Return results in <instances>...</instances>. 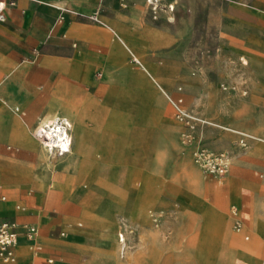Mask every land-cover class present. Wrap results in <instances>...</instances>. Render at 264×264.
Listing matches in <instances>:
<instances>
[{
	"label": "rangeland",
	"instance_id": "1",
	"mask_svg": "<svg viewBox=\"0 0 264 264\" xmlns=\"http://www.w3.org/2000/svg\"><path fill=\"white\" fill-rule=\"evenodd\" d=\"M157 2L155 10L147 0L139 3L142 21L133 22L128 31L134 33L148 23L162 31L164 45L139 49L142 58L133 52L141 64L154 68H146L153 78L128 51L126 61L130 71L137 72L138 82L116 86L108 99L97 90L107 85L103 75L113 74L101 63L94 83H81L90 68L86 74L76 72L79 82L63 73L52 82L38 64L43 53L59 55L57 47L38 46L39 56L30 59L34 63H24V81L33 80L26 86L32 100L28 107L14 103L7 109L14 112L18 106L21 118L36 115L24 136L10 126L8 142L29 147L39 156L35 143L27 139L43 141V121L55 98L63 96L74 100L75 112L83 117L86 146L92 154L80 173L68 176L59 163L56 171L40 156L41 161L0 141V159L22 161L37 175L30 176L32 180L68 199L49 207L37 205L33 193L15 189V182L25 181L22 177L0 186V204L13 206L23 218L8 215L0 217V223L14 220L25 234V227L40 218L36 210L43 213V222L36 223L40 250L32 257L23 244L25 264H48V258L52 264H245L242 253L252 248L248 256L264 264V0ZM135 3L113 0L80 21L97 24L91 15L113 16L116 11H130ZM171 3L173 10L168 7ZM46 42L71 45L52 34ZM76 47L80 48L77 42ZM96 50L105 52L104 47ZM152 82L159 88L156 96ZM88 93L102 100L97 105L84 98ZM179 99L183 116L174 105ZM86 104L89 109H84ZM96 109L103 115H92L90 110ZM96 124L103 132L91 133L88 125ZM92 135L94 141L101 135L94 148H90ZM105 148L110 162L104 165ZM198 150L210 157L223 156L226 171L219 173L216 166L196 157ZM72 178L74 185L67 186ZM71 201L80 213L74 222L67 219L76 214ZM74 228L81 232L78 243L83 248L70 243L75 256L64 257L75 260L62 263L61 254L45 242L71 241ZM60 230L64 236H59ZM119 233L124 237L122 247L117 243Z\"/></svg>",
	"mask_w": 264,
	"mask_h": 264
},
{
	"label": "crops",
	"instance_id": "2",
	"mask_svg": "<svg viewBox=\"0 0 264 264\" xmlns=\"http://www.w3.org/2000/svg\"><path fill=\"white\" fill-rule=\"evenodd\" d=\"M142 1L143 0H136L134 8L127 12L116 11L113 16L98 15L101 17V20H99L97 24H91L80 20H84L87 17L86 14L92 12L97 6L102 5L104 8H107L111 5L113 0H100L99 4L98 0H13V4L6 9V20L0 22V141L7 142L17 149H24L28 154L40 160L38 153L31 150L29 147L24 145H13L7 140V133L12 120L21 118L16 114L20 110L18 106L14 109L15 113L9 112L7 107L10 108L9 105H13L14 103H18L23 107H28L32 100L31 97L33 95L26 91V86H30L33 80L26 83L22 76V69L25 62L33 64L34 62H31L30 59H37L39 56L38 46L45 45L46 48L49 49L57 47L60 50L59 55L43 53L39 59L38 68L45 70L52 82L54 81L56 83L62 73L64 76L79 82L78 79H76V72L78 70L90 68L89 76H87L85 81H81V83L88 80L94 83L95 74L98 73L96 71H102V68L97 65L101 63V65H104V67L113 74L109 76L103 75L107 85L105 88L101 87L97 90L98 93L104 92V97L102 99L105 100L110 98L109 94H111L116 86L136 84L138 82L136 78L137 72L130 71L131 67L128 66L126 61L127 53L129 54L126 46L132 53L136 52L140 56L138 52L139 49L146 47L156 49L166 43L162 31L149 23L142 24L141 28H137L134 33L128 34L133 22L139 23L142 21V16L138 9V5ZM169 6V9H174L172 3L169 4ZM60 17H63V19L60 20ZM48 34L62 37L65 42H71V45L62 42L59 46H52L46 42ZM76 42L80 45V48L76 47ZM96 47H104L105 52L96 50ZM130 56L132 57V61H134L133 58L136 60L135 62L137 65L154 69L145 62L144 65L141 64L135 56L131 54ZM140 57L142 58V56ZM156 78L158 79L157 76ZM90 85L91 84H84V86ZM152 87L153 95L156 96V94H158L157 89L159 88L153 82ZM14 91L16 96L14 95ZM84 98L95 101L97 105L98 100H102L90 93L86 94ZM49 100L53 101V96ZM90 112L97 117L103 115L98 109L90 110ZM88 126L91 133L94 132L93 130L103 132L97 125ZM27 130L25 131L22 125L21 127L18 126V134L21 136L27 134ZM102 134L103 133H101V135ZM101 135H99L95 141L93 139L94 136H91L90 148H94L95 145H97V141ZM107 157L105 148L104 165L110 162L106 160ZM30 176L37 175L32 172L31 167H27L22 161L0 159V186H3L6 182L8 183L9 179L22 177L25 181L20 183L15 182V189L25 190L26 193H33V201L37 205L49 207L50 205H58L62 201L68 200L67 198L63 199V197L60 198L56 190H46V185L42 182L40 183L32 180ZM27 188H29L30 191H27ZM1 199L4 200L5 196H2ZM76 203L79 204L80 202ZM75 206L74 201H71V207L76 213L67 217L71 222H74L76 216L80 214L79 208L75 210ZM84 207L89 212L91 211L90 206L86 202H84ZM17 208L19 209L20 207ZM36 214L40 217L36 219V223H42L43 213L40 210H36ZM8 215H11V217L20 216L15 212L13 206L0 204V217H8ZM5 221L14 222V220ZM36 223L29 225L37 227ZM17 226L19 227V224H17ZM18 227V244L15 248V255H18L19 259L18 261L15 260L12 264H25L28 257L24 255L23 244L31 255L38 253L40 246L37 236L36 245L38 249H30L25 234H22L21 231L18 230ZM37 229L39 234V228L37 227ZM73 231L74 236L71 241L50 239L45 242L47 245L53 246L59 254H61L60 261L62 263L75 260L74 258L69 259L64 257V254H68V256L72 257L75 256L72 248L69 247L70 243L73 245L76 244L77 246H75L77 248H83V245L78 243L81 235L80 230L74 228ZM60 232L64 231L60 230ZM60 232L59 236H61ZM254 250L255 249L252 248L250 251L246 250L247 252L244 251V253H242L241 258L245 264H262V261H259V259L255 258L253 255L248 256V252ZM32 257L34 256L32 255ZM49 260H52V262L49 263ZM47 263L52 264L53 259L48 258Z\"/></svg>",
	"mask_w": 264,
	"mask_h": 264
},
{
	"label": "bare ground",
	"instance_id": "3",
	"mask_svg": "<svg viewBox=\"0 0 264 264\" xmlns=\"http://www.w3.org/2000/svg\"><path fill=\"white\" fill-rule=\"evenodd\" d=\"M151 1L152 0H147L148 3H151ZM168 7L170 8V6ZM126 49L132 53V51L127 46ZM131 55L134 56L133 53ZM133 60L136 61L134 58ZM141 68L144 71H147L143 66H141ZM81 71L83 74H86L87 70L82 69ZM147 74L149 77L153 78V76L148 71ZM156 81L160 85V81L157 79ZM75 107L76 105L74 106L73 99H67L63 96L56 97L53 108L47 112L48 115L46 120L43 121V125L46 127L45 133L42 135L43 141L32 139L30 136L27 139L30 143H35L41 160L45 162L48 167L54 168L56 171L68 170V176H71L74 173H80L83 169V163H85V160L92 156L90 150L88 149L89 146H86L84 119L81 114L75 112ZM86 108L89 109L88 104H86V107H84V109ZM33 118L34 113H31L29 119L15 118L12 120L10 126L18 129V126L21 127L22 125L26 131L30 126L29 122ZM57 163H59L61 166L60 170ZM73 180V178L68 180L66 185H74ZM119 238L120 240L117 239V243H119L120 246H124V237L120 233Z\"/></svg>",
	"mask_w": 264,
	"mask_h": 264
},
{
	"label": "built area",
	"instance_id": "4",
	"mask_svg": "<svg viewBox=\"0 0 264 264\" xmlns=\"http://www.w3.org/2000/svg\"><path fill=\"white\" fill-rule=\"evenodd\" d=\"M157 0H152L151 5L152 9L155 10L157 7ZM13 4V0H0V22H4L6 20V9L8 6ZM90 20L94 22H99L98 14H93L90 17ZM63 17H60L62 20ZM180 99L174 102V105L178 109L180 115L183 116V112L180 108ZM196 157L203 160L209 166H216L218 168L219 173H224L226 171L227 163L223 156L210 157L203 153L201 150L196 151ZM232 214L236 220V225H240V218L238 216L237 210H232ZM17 224L13 221H3L0 223V260L3 263H12L15 260V248L18 244V232H17ZM61 236H64V232H60ZM38 236V229L34 225H28L25 227V238L29 242V247L32 250H37L38 246L36 245V239ZM49 263L52 260L48 261Z\"/></svg>",
	"mask_w": 264,
	"mask_h": 264
},
{
	"label": "clouds",
	"instance_id": "5",
	"mask_svg": "<svg viewBox=\"0 0 264 264\" xmlns=\"http://www.w3.org/2000/svg\"><path fill=\"white\" fill-rule=\"evenodd\" d=\"M0 7H2V5H0ZM65 122H67V121H65Z\"/></svg>",
	"mask_w": 264,
	"mask_h": 264
}]
</instances>
